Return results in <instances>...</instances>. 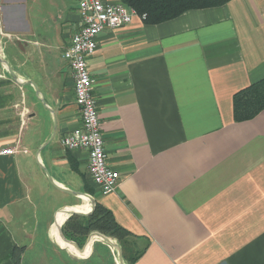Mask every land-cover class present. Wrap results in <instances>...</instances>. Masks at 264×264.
<instances>
[{
	"label": "crops",
	"instance_id": "0c3cea01",
	"mask_svg": "<svg viewBox=\"0 0 264 264\" xmlns=\"http://www.w3.org/2000/svg\"><path fill=\"white\" fill-rule=\"evenodd\" d=\"M80 19L79 0H0L1 55L28 83L0 62V150L19 147L0 155V264L71 262L56 225L76 196L50 178L113 213L132 264H264V111L234 115L235 95L264 79V0L157 25L136 14L99 35L88 64L120 174L109 195L87 153L62 145L81 125L63 58Z\"/></svg>",
	"mask_w": 264,
	"mask_h": 264
},
{
	"label": "built area",
	"instance_id": "2783aa9c",
	"mask_svg": "<svg viewBox=\"0 0 264 264\" xmlns=\"http://www.w3.org/2000/svg\"><path fill=\"white\" fill-rule=\"evenodd\" d=\"M79 8V29L63 58L69 63L73 74L81 125L63 138L62 145L71 151L87 153L92 182L102 194L109 195L117 190L120 174L108 162L88 60L98 50L101 33L131 24L137 13L123 3L113 4L106 0H79ZM18 152L19 147L14 146L0 150V155H15Z\"/></svg>",
	"mask_w": 264,
	"mask_h": 264
},
{
	"label": "trees",
	"instance_id": "16d2710c",
	"mask_svg": "<svg viewBox=\"0 0 264 264\" xmlns=\"http://www.w3.org/2000/svg\"><path fill=\"white\" fill-rule=\"evenodd\" d=\"M230 1L122 0V3L140 16H143L146 24L157 25L173 20L189 10L220 7ZM262 111H264V79L239 92L234 97V115L236 121L251 120ZM90 210L91 205L87 209L88 213ZM80 220L84 222H79ZM92 231H98L105 236L121 241L120 244L123 251H125V238L129 233L116 222L113 213L98 202L92 215L87 217L72 216L63 226L65 239L77 244L79 248L85 244L87 236ZM68 244L77 249L73 244ZM129 263L132 264L131 262Z\"/></svg>",
	"mask_w": 264,
	"mask_h": 264
},
{
	"label": "rangeland",
	"instance_id": "374dc122",
	"mask_svg": "<svg viewBox=\"0 0 264 264\" xmlns=\"http://www.w3.org/2000/svg\"><path fill=\"white\" fill-rule=\"evenodd\" d=\"M1 47L4 50L3 44H1ZM72 202H73V204L71 205L72 208H77L80 205H82V200L79 199V198H76V197L74 199L71 198V203ZM81 213H88V211L85 210V211H83ZM80 217H87V216H80ZM79 222H84V221L80 220ZM96 232L100 233L98 231H92L87 236L85 244L82 247H80L81 250L85 247V245H86V243H87V241L89 239V236L92 233H96ZM106 237H108V236H106ZM108 238H110L113 242L118 244L121 247L122 251H123V248H122V246L120 244L121 241H119V240H117L115 238H112V237H108ZM99 241L100 242H95V244L93 246V249H95L96 244H101V247H99L98 250L96 249L95 253H94V251L92 249V246H91V248L88 250V252L83 257H79V256L71 253V262H65V261L63 262V261H61L60 264H120L118 249L113 250L111 246L105 244L101 240H99ZM76 251L79 252L77 249H76ZM79 253H82V252H79ZM123 256H124V264H130L128 262L127 256H126L124 251H123ZM72 259L74 260V263L72 262Z\"/></svg>",
	"mask_w": 264,
	"mask_h": 264
},
{
	"label": "water",
	"instance_id": "95a60500",
	"mask_svg": "<svg viewBox=\"0 0 264 264\" xmlns=\"http://www.w3.org/2000/svg\"><path fill=\"white\" fill-rule=\"evenodd\" d=\"M1 44H2V33H1V29H0V62H1L2 64H4V65L7 67L8 71L10 72V74L13 76V78H14L18 83H20L21 85H27L28 83H22V82H20V80L18 79V77L16 76V74L14 73V71L12 70L11 66L9 65V63H8V62L2 57V55H1V50H2ZM50 181L52 182V184H53L57 189H59L60 191L66 193V194H70V195H72V196H76V197H86V198L89 199V202H90V205H91V210H90L89 213H81V212H78V211H74V210H71V209H74V208L71 207V208H70V212H69L70 215L68 216V218H69V217H72V216H90V215L93 214V212H94L95 209H96V205H97V201L95 200V198H94L93 196H91V195H89V194H86V193H81V192H77V191H74V190H69V189H67V188H63V187H61V186L55 184V183L53 182L52 178H50ZM66 221H67V220H66ZM66 221L62 222L61 225L59 226L60 236H62V238H63V240H64L65 242H68V243L73 244V245L77 248V250H78L79 252H84V250L86 249V247L88 246V244L92 241V239H93L94 237L101 238V239H102L101 241H103L105 244H107V245H109V246H111V247H114V248L118 249V251H119L120 264H124V256H123V251H122L121 247H120L118 244H116L115 242H113L110 238L106 237L105 235H103V234H101V233H97V232H96V233H92V234L89 236V239H88V241H87L85 247H84L82 250L78 247L77 244H75V243H73V242H70V241L66 240L65 237H64V235H63V232H62L63 225H64V223H65ZM94 244H95V243L92 244V249H93ZM66 249H68V248H66Z\"/></svg>",
	"mask_w": 264,
	"mask_h": 264
},
{
	"label": "bare ground",
	"instance_id": "6f19581e",
	"mask_svg": "<svg viewBox=\"0 0 264 264\" xmlns=\"http://www.w3.org/2000/svg\"><path fill=\"white\" fill-rule=\"evenodd\" d=\"M89 206H90V204H89ZM88 206V207H89ZM87 207V208H88ZM68 216H66L65 218H63L62 220H60L58 223H57V225H56V232H57V229L59 228V226L61 225V223L62 222H64L65 220H66V218H67ZM57 234V233H56ZM57 237H58V239L63 243V244H65L66 246H67V248L71 251V253L73 252V254H75V255H80L79 257H83L87 252H88V250L91 248V246H92V244L93 243H95V242H97V241H99V240H102L101 238H98V237H94L93 239H92V241L88 244V246L86 247V249L84 250V252H82V253H79V252H77L76 251V249L75 248H73L72 246H70L67 242H65L64 240H62L58 235H57ZM116 248H114L113 247V250H115Z\"/></svg>",
	"mask_w": 264,
	"mask_h": 264
}]
</instances>
